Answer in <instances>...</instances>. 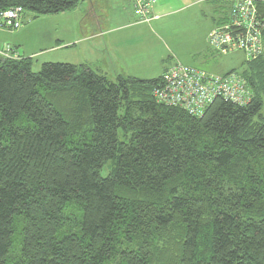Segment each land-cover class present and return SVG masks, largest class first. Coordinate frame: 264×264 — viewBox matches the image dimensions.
Returning a JSON list of instances; mask_svg holds the SVG:
<instances>
[{"label": "trees", "instance_id": "16d2710c", "mask_svg": "<svg viewBox=\"0 0 264 264\" xmlns=\"http://www.w3.org/2000/svg\"><path fill=\"white\" fill-rule=\"evenodd\" d=\"M80 2L0 0V12ZM219 3L215 26L235 2ZM262 30L257 58L240 51L241 69L204 70L240 73L250 102L219 96L202 116L157 97L173 64L151 79L66 62L35 72L10 45L20 57L0 55V264H264Z\"/></svg>", "mask_w": 264, "mask_h": 264}, {"label": "crops", "instance_id": "0c3cea01", "mask_svg": "<svg viewBox=\"0 0 264 264\" xmlns=\"http://www.w3.org/2000/svg\"><path fill=\"white\" fill-rule=\"evenodd\" d=\"M116 1L123 2V12L110 7L106 0H81L78 7L68 12L40 17L34 15L29 17L25 14L23 27L17 30L3 29L7 32H1L4 36L0 40V46H2L0 49L11 45L20 56L33 58L48 50L79 51L82 46L83 53L86 51L89 53V57H84L85 64L102 71L110 78L117 75H131L148 79L139 66L138 53V49L141 48V42L138 39L140 27L147 22H141L138 19L130 0ZM193 3H183L182 6L173 9L169 8V0L161 2L153 7L152 19L149 22L159 21L163 15L180 13L185 10V6ZM51 22L57 24L49 27ZM214 26L215 23L212 27L211 25L207 27V40ZM137 32L138 35L134 36L133 41L132 35ZM48 44L55 45L46 47Z\"/></svg>", "mask_w": 264, "mask_h": 264}, {"label": "built area", "instance_id": "2783aa9c", "mask_svg": "<svg viewBox=\"0 0 264 264\" xmlns=\"http://www.w3.org/2000/svg\"><path fill=\"white\" fill-rule=\"evenodd\" d=\"M141 22L151 21L153 5L158 0H131ZM229 22L216 25L209 34V44L224 52L241 51L248 59L257 58L263 50L262 29L255 0H233ZM24 9L20 6L0 12V29L17 30L23 26ZM10 45L0 55L19 58ZM13 52V53H12ZM163 85L156 90L165 103L182 106L192 115L202 116L215 98L221 96L235 104L245 105L252 99L251 89L237 72L214 75L196 67L176 63L163 74Z\"/></svg>", "mask_w": 264, "mask_h": 264}, {"label": "rangeland", "instance_id": "374dc122", "mask_svg": "<svg viewBox=\"0 0 264 264\" xmlns=\"http://www.w3.org/2000/svg\"><path fill=\"white\" fill-rule=\"evenodd\" d=\"M106 1L110 7H114L115 10L120 9L123 12L122 1ZM166 1L168 0H158L154 6L156 7L161 2ZM169 1V8L174 9L182 6L183 3H193L197 0ZM219 2L220 0L194 2L191 5L185 6V10L180 13L163 15L159 21L147 22L140 27V34L138 36L141 42V48L138 49L140 55L139 66L142 68L145 77L148 79L156 78L161 75L164 67L174 63L196 67L215 74H224L233 69L242 68L241 66L245 58L243 53L240 51L220 53L211 48L208 43L206 37L207 27L209 25L212 27L215 20L222 17L224 11L221 10ZM26 14L29 17L33 15L29 11ZM56 24V22H51L49 27H53ZM1 32H7V30L3 31V29H0V40L4 36ZM136 35H138V32L132 35L131 39L133 41ZM52 45L55 44H48L46 47H51ZM28 46L30 48L29 42ZM84 57H89V53L87 51L83 53L82 46H80L79 51L48 50L33 57L32 69L35 72L39 71L44 62L85 64L86 60ZM116 77L111 76L112 79ZM109 170L110 167H105L102 170V175L106 176Z\"/></svg>", "mask_w": 264, "mask_h": 264}]
</instances>
